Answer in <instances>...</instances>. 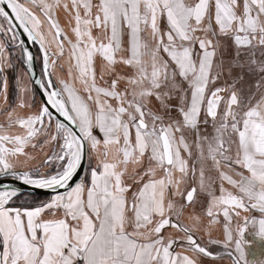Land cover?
<instances>
[{
    "label": "snow or ice",
    "instance_id": "obj_1",
    "mask_svg": "<svg viewBox=\"0 0 264 264\" xmlns=\"http://www.w3.org/2000/svg\"><path fill=\"white\" fill-rule=\"evenodd\" d=\"M14 53L33 88L8 107ZM0 97V264H250L264 241V0H0Z\"/></svg>",
    "mask_w": 264,
    "mask_h": 264
},
{
    "label": "rangeland",
    "instance_id": "obj_2",
    "mask_svg": "<svg viewBox=\"0 0 264 264\" xmlns=\"http://www.w3.org/2000/svg\"><path fill=\"white\" fill-rule=\"evenodd\" d=\"M13 60H14V63H15V67L13 68V69H9L8 71H7V76H8V99L9 100H11L12 99V96H13V94L15 93V96H14V98L12 99V100H16L15 102H13V101H11V103H9V106L10 107H14L15 105H16V103L18 102V99H17V97H18V90H16V92H15V89H14V87H16V85H17V83H16V81H17V79H20L21 80V86L23 85V84H25V83H27V85H28V87L29 88H33V86H32V84L29 82V77H28V75L26 74V71H25V69H24V62H23V60L20 58V54L19 53H14L13 54ZM15 85V86H14ZM18 89V88H17ZM17 95V96H16ZM11 96V97H10ZM10 102V101H9ZM35 102H36V104L37 105H39V98H37V95L35 96ZM0 113L1 112H3V110H2V107L0 106ZM1 115V114H0ZM0 118H1V116H0ZM1 119H5V118H1ZM84 176H85V173L83 174V178L82 179H84ZM30 196H33V195H30ZM36 197H38V196H36ZM43 198H45V199H43V200H39V201H37V203H39L40 201H44V200H47L49 197H43ZM31 200V199H30ZM255 215H259L258 213H255ZM251 229V228H250ZM253 231V230H252ZM250 235V233H248V235H247V233H246V240L248 241V242H250L252 239H251V237L249 236ZM251 236H253V235H251ZM253 239H256V240H259L258 238H256L255 236H254V238ZM260 242H264V241H261V240H259ZM261 248H262V246H260ZM262 251V250H261ZM260 251V252H261ZM264 251V250H263ZM262 251V252H263ZM260 252H259V255H257L258 257H260ZM261 257H264V253H261Z\"/></svg>",
    "mask_w": 264,
    "mask_h": 264
},
{
    "label": "crops",
    "instance_id": "obj_3",
    "mask_svg": "<svg viewBox=\"0 0 264 264\" xmlns=\"http://www.w3.org/2000/svg\"><path fill=\"white\" fill-rule=\"evenodd\" d=\"M76 86L79 87L78 84ZM0 105L2 106V108H4V101H3L2 97H0ZM1 118H5V117L2 115ZM86 169H87V162H86L85 170ZM250 230H251V232H250ZM248 232H250L249 236L251 237L252 240L250 242H248L246 240L250 244V247L247 248V253H248L247 258H248L250 264H261V261H264V257H261V253H264V251H263L264 250V242H260L259 240L253 239L254 236H251L252 235L251 234L252 229H249ZM260 246H262V248ZM212 251L215 253H218L215 264H230V260H227L225 258V256H222L221 253H224V251L222 250V247L220 245L212 246ZM259 252H260V257L257 256V255H259Z\"/></svg>",
    "mask_w": 264,
    "mask_h": 264
},
{
    "label": "water",
    "instance_id": "obj_4",
    "mask_svg": "<svg viewBox=\"0 0 264 264\" xmlns=\"http://www.w3.org/2000/svg\"><path fill=\"white\" fill-rule=\"evenodd\" d=\"M24 39L26 40V37ZM27 47L31 50V52L34 55V57H36L35 48L38 49V46L37 45H33L31 43H28ZM41 64H42V62H41ZM34 65H35V69H34L35 70V79H39L40 75H39V72H38L37 59H35ZM24 69H25V67H24ZM25 71H26V69H25ZM41 71H42V66H41ZM37 96L41 100V96L40 95H37ZM84 167L86 168V162H85V166ZM83 174H84V172H80L78 174V176L74 179L73 183L79 182V180L83 178ZM4 182L10 184L12 187H19L20 190L23 193H26L28 195H34V196H38V197H49V194H48V192L46 190L33 189L31 186H22L20 184V182L13 181L11 179H5Z\"/></svg>",
    "mask_w": 264,
    "mask_h": 264
},
{
    "label": "flooded vegetation",
    "instance_id": "obj_5",
    "mask_svg": "<svg viewBox=\"0 0 264 264\" xmlns=\"http://www.w3.org/2000/svg\"><path fill=\"white\" fill-rule=\"evenodd\" d=\"M35 53H36V59H37V65H38V72H39V75L41 76V58H40V53L38 52V49L37 48H35ZM15 86V85H14ZM18 88V86L16 85V87H14V89H15V92H16V90H18L17 89ZM14 96H15V93L13 94V96H12V99L14 98ZM17 96V95H16ZM11 97V96H10ZM37 98H39L38 96H37ZM9 100L8 99V107H10L9 106V103H11V101H13V102H15L16 100L14 99V100ZM10 101V102H9ZM39 101H40V99H39ZM1 106V105H0ZM2 107V106H1ZM1 109V108H0ZM2 110H3V108H2ZM1 111V110H0ZM2 113V112H1ZM0 116H2V114L0 115ZM3 119H0V121H2ZM7 179H11V178H7ZM28 195V194H27ZM30 196V195H29ZM250 232H251V230H250ZM250 232H248V233H250ZM248 233H247V235H248ZM223 250V249H222ZM224 251V250H223ZM222 254V256H225V258L227 259V260H230V258L227 256V254H226V252L224 251V253H221Z\"/></svg>",
    "mask_w": 264,
    "mask_h": 264
},
{
    "label": "trees",
    "instance_id": "obj_6",
    "mask_svg": "<svg viewBox=\"0 0 264 264\" xmlns=\"http://www.w3.org/2000/svg\"><path fill=\"white\" fill-rule=\"evenodd\" d=\"M28 198H29V199H32L33 196H29V195H28ZM34 198H35L36 202L39 201V200H43V199H45V198H43V197H36V196H34Z\"/></svg>",
    "mask_w": 264,
    "mask_h": 264
}]
</instances>
